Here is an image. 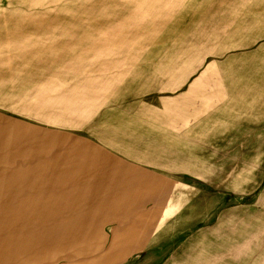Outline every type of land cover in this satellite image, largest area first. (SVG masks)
<instances>
[{"label":"rangeland","instance_id":"rangeland-1","mask_svg":"<svg viewBox=\"0 0 264 264\" xmlns=\"http://www.w3.org/2000/svg\"><path fill=\"white\" fill-rule=\"evenodd\" d=\"M206 90L209 107L191 106ZM180 111L209 112L184 131L209 133V185L126 161L160 157L144 137L172 154ZM5 169L35 171L38 201L53 186L98 207L78 212L102 218L103 246L117 218V264H264V0L233 18L209 0H0Z\"/></svg>","mask_w":264,"mask_h":264},{"label":"crops","instance_id":"crops-1","mask_svg":"<svg viewBox=\"0 0 264 264\" xmlns=\"http://www.w3.org/2000/svg\"><path fill=\"white\" fill-rule=\"evenodd\" d=\"M256 1L260 0H209V13L214 10L226 11L228 17L233 18L245 10L246 3ZM229 24L239 26L240 21L222 22L223 26ZM234 32L244 33L247 30ZM205 93V96H197L199 101L198 98L192 97L190 105L204 104L208 108L209 91L206 90ZM183 114H185L183 111L177 114L179 118L176 119L180 123L172 127L179 129V133H174V137L167 143L174 146L172 154L166 155V149L161 150L160 146L166 145L164 140L161 142L156 139L157 137H144L136 139L133 144L158 147L152 154L160 157L137 156L127 158L126 161L139 163L141 170L146 166L143 164L145 162H173L176 174L209 185V133L206 135L201 133L200 137L192 138V133L184 132L208 130L209 112L202 114L191 112L190 114L194 115L189 122L182 121ZM144 153L146 152L142 151L139 154ZM35 174V171L23 173L16 169L0 170V264H117V218L109 219L115 226H110L109 243L103 246V240H107L105 237L107 233H103L102 218L97 217L86 223L85 213L78 212L98 207L87 208L86 203L71 205L70 202L53 201L50 196L54 194L53 186L49 187L47 192L50 194L48 200L38 201L35 197L37 193L33 192L37 184L34 180L37 177ZM140 193L141 196H137L133 202L136 209H145L143 188ZM156 208L158 207H154L153 210ZM154 218H157V213L151 212L142 220L143 224L147 225L148 221ZM103 256H109V261L103 259Z\"/></svg>","mask_w":264,"mask_h":264}]
</instances>
